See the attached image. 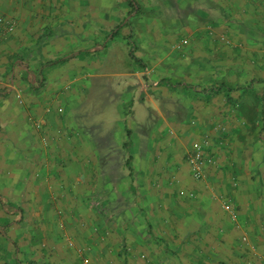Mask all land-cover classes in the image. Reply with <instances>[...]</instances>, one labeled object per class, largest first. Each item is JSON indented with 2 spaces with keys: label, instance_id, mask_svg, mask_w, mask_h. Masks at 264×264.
I'll list each match as a JSON object with an SVG mask.
<instances>
[{
  "label": "crops",
  "instance_id": "1",
  "mask_svg": "<svg viewBox=\"0 0 264 264\" xmlns=\"http://www.w3.org/2000/svg\"><path fill=\"white\" fill-rule=\"evenodd\" d=\"M196 1L189 0L191 4ZM84 5L85 0H0V17L16 22L15 32L0 43V64L9 56L23 57L22 53L33 47L36 50L28 56L33 63L65 57L70 50L78 57L86 43L94 53L100 15L86 12ZM197 15L209 25L200 28L203 25L193 23ZM189 17H194L189 26L178 21L176 34L187 36L192 43L162 57L165 76L173 83L171 89L156 91V97L144 91V104L156 118L146 140L147 151L141 157L147 165L140 170L149 171L145 182L143 178L140 181L137 200L126 193L130 185L125 184V195L131 198L124 201L130 209L124 216L116 213L118 186L111 179L109 184L98 186L99 193L108 191L107 199H100L99 194L95 201L89 199L86 195L91 192V183L82 167L66 162L52 137L44 147L39 134L33 132L36 163L31 205L34 211L41 208L44 212L45 233L51 234L47 248L52 264H84L76 260L78 255L88 257L90 264H122V254H131L130 260L142 258L132 261L134 264H159L158 257L165 261L161 264H169L164 258L169 248L179 258L174 264H196L198 259L213 257L226 260L230 242L236 239L246 244L242 236H247L249 246H240L235 253L246 258L260 255L257 264H264V187L261 197L250 178L256 169L264 185V160L254 153L255 134H248L263 122L250 124L245 115L246 109L259 111L264 106V102L252 99L264 96V0H210L208 10L201 7ZM88 33L92 38L86 42ZM220 34L232 35H228L232 43L216 42L214 38ZM32 36L34 42L26 43ZM172 44L164 45L171 49ZM76 57L73 61L77 66ZM68 71L61 67L55 74L66 77ZM18 85L13 83V89ZM6 86L11 88L12 84ZM44 110L34 104L30 111L42 121ZM98 114L101 118L99 110ZM103 124L100 121L97 126ZM205 136L222 151L215 155L206 178L196 181L187 156ZM112 151L107 150L109 154ZM94 153L95 158L100 157V151ZM8 155L3 151L0 158L12 159ZM66 159L76 157L66 154ZM16 177L10 181L14 190L20 185V175ZM180 191L193 192L195 198L180 195ZM225 203L237 209L235 221ZM234 222L239 225L234 227ZM118 224H123V235L118 234ZM124 240L127 246L121 247Z\"/></svg>",
  "mask_w": 264,
  "mask_h": 264
},
{
  "label": "rangeland",
  "instance_id": "2",
  "mask_svg": "<svg viewBox=\"0 0 264 264\" xmlns=\"http://www.w3.org/2000/svg\"><path fill=\"white\" fill-rule=\"evenodd\" d=\"M134 2L132 8L127 0H85L84 10L100 15L99 37L95 36L94 40L98 43V49L94 53L86 43L78 57L74 53L70 54V50L65 57L33 63V59L28 57L32 50H36L33 47L27 48L22 53L23 57L9 56L0 64V154L5 151L12 157L6 160L0 158V264H52V255L47 248L51 234L50 231L45 233L47 225L43 219L44 212L41 208L34 211L31 205L36 163L33 156L34 131L39 134V141L44 147L49 145V137H52L56 141L58 154H63L66 162H73L71 166L82 167L91 183V192L86 195L89 199L95 201L98 194L100 199H107L108 191L99 193L98 190L109 184L110 179L118 186L116 213L124 216L125 211H130L124 206L125 199L131 198L125 195V184L131 187V190L128 188L129 192L126 191L127 194L130 193L134 200L140 198V181L143 178L145 182L146 172L149 171L140 170L147 165L141 157L145 156L146 140L152 132L151 124L156 120L151 114V107L144 104V91L156 97L153 94L156 91L171 89L173 83L170 84L171 80L165 76L167 72L163 70L162 57L168 51L173 52L174 49L179 50L180 46L192 43L187 36L176 34L177 23L181 20L182 25L189 26L194 18L189 15L201 7L208 10L210 0H197L192 4L189 0ZM195 18L197 22L193 23L203 25L200 28L209 25L204 17L197 15ZM118 26L119 35L109 38ZM208 31L206 33L210 35ZM228 35L220 34L214 40L232 43ZM91 38V33L86 34V42ZM33 42L34 36L26 41ZM165 43H173L171 49ZM74 56L78 59L77 66L73 61ZM61 67L69 70L68 76L55 74ZM17 82L20 86L18 91L13 89V83ZM10 83L11 88L6 86ZM252 99L264 102V96L258 95ZM34 104L45 109L42 121L30 111ZM60 109L62 112H59ZM44 115H53L54 118H45ZM245 115L250 124L256 120L263 122L259 127L249 129L248 134H255L254 153L264 160V106L259 111L246 109ZM100 121L104 124L97 126ZM109 149H113L111 154L107 152ZM95 151L101 152L99 158L94 157ZM66 154L69 157L74 155L76 160L66 159ZM255 171L250 178L262 197L264 185L261 173ZM17 175H20L21 186L14 190L10 181ZM2 203L5 207L1 206ZM36 212L41 216L40 221L36 219ZM238 225L237 222L233 223L234 227ZM122 226L118 224V231H121L119 235H123ZM229 244L226 260L213 257L198 259L194 263H259L260 255L246 258L235 253L241 250L237 249L240 246L247 248L248 241L242 245L235 239ZM120 246H127L125 240ZM169 252L164 258L169 264L176 263L179 258L171 254L170 248ZM78 256V262L90 264L88 257ZM126 256H120L122 264H134L142 259L133 257L130 260L131 254ZM158 261L159 264L165 262L159 257Z\"/></svg>",
  "mask_w": 264,
  "mask_h": 264
},
{
  "label": "built area",
  "instance_id": "3",
  "mask_svg": "<svg viewBox=\"0 0 264 264\" xmlns=\"http://www.w3.org/2000/svg\"><path fill=\"white\" fill-rule=\"evenodd\" d=\"M15 29L16 22L14 20L6 17H0V43L10 37L15 32ZM59 112H62V110L60 109ZM214 148L215 147L212 146L209 137L205 136V138H203L202 141L195 145L189 152L187 161L194 180H204L207 176V170L209 167L215 164V155L221 152L222 149H220V147H217V149ZM180 195H185L189 199L195 198V194L193 192L183 193V191H180ZM225 209L229 212L230 219L235 221L236 215L234 207L229 203H225ZM241 241L245 243L247 241L246 236H242Z\"/></svg>",
  "mask_w": 264,
  "mask_h": 264
},
{
  "label": "trees",
  "instance_id": "4",
  "mask_svg": "<svg viewBox=\"0 0 264 264\" xmlns=\"http://www.w3.org/2000/svg\"><path fill=\"white\" fill-rule=\"evenodd\" d=\"M128 2H129V5L133 8L135 5V2H134V0H127ZM120 26H118L116 29H114L113 31H112V33L110 34V36H109V38H115V37H117L118 35H119V33H118V28H119ZM2 206V205H1Z\"/></svg>",
  "mask_w": 264,
  "mask_h": 264
}]
</instances>
